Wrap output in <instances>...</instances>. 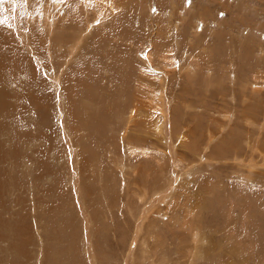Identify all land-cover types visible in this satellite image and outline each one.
<instances>
[{
  "label": "rangeland",
  "instance_id": "obj_1",
  "mask_svg": "<svg viewBox=\"0 0 264 264\" xmlns=\"http://www.w3.org/2000/svg\"><path fill=\"white\" fill-rule=\"evenodd\" d=\"M127 17L131 28L121 25L117 35L97 41V34L109 30L118 18ZM72 30L73 35L83 34L76 49L71 45ZM151 35L155 45L150 49L157 55L171 46L161 66L168 81L163 91H168L164 103L155 99L165 105V117L157 130L155 114L141 112L137 118H129L128 98H117L121 94L118 85L123 90L126 87L130 97L131 85L136 84L127 85L118 77L125 67L145 65L146 39ZM70 49L73 53L69 55ZM156 54L152 66L158 68L161 60ZM0 62L5 99L15 107L13 114L17 111L9 120L0 114V264H139V258L146 257L140 255L146 224L156 225L152 241L147 243L155 250L154 246H163L165 264H198L195 249L190 247L197 245V253L209 243L220 245L210 256L219 254L199 263H220L227 256L222 251L239 245L244 234L237 241L223 238L213 225L226 221L224 214L220 210L214 216L207 205L215 209L217 202H208L212 195H197L195 189L199 182L205 184L201 178L211 176L218 187L231 188L236 198L243 196L239 189L264 196V182L257 176L246 189L237 187L245 185L233 166L244 164L241 158L213 163L209 158L211 148L232 134L241 111L256 108L264 123V0H0ZM90 65L91 73L87 71ZM155 68L154 73L160 75ZM16 69L26 75L18 77L21 74ZM138 71L133 70L135 79ZM82 91L83 97L79 95ZM73 96L79 101L73 102ZM118 101H123L124 108ZM83 108L91 113L90 119L99 121L98 129L74 118ZM115 109L121 111L113 118ZM218 113H224L225 121L214 117ZM172 114L178 116L175 120L183 131L195 135L192 127L198 125L202 146L210 141L199 148L202 155L180 147L181 134L169 127ZM237 128L242 130L240 125ZM127 138L147 149L152 146L149 154L129 153ZM156 148L162 153H156ZM177 154L185 156L180 168L175 167ZM139 166L143 169L136 177L132 169ZM248 168H244L246 172ZM134 183L140 184L137 191L141 192ZM219 195L224 208L232 204L227 192ZM199 200H204L202 215L212 222L206 232H200L205 243L195 244L188 231L200 217ZM215 217L217 222H213ZM247 247L250 255L246 258L251 256L255 262L262 251ZM232 259L240 263L242 258Z\"/></svg>",
  "mask_w": 264,
  "mask_h": 264
},
{
  "label": "bare ground",
  "instance_id": "obj_2",
  "mask_svg": "<svg viewBox=\"0 0 264 264\" xmlns=\"http://www.w3.org/2000/svg\"><path fill=\"white\" fill-rule=\"evenodd\" d=\"M76 4L78 5V3L76 2ZM88 4V3H87ZM76 5V6H77ZM141 5V4H140ZM86 7V6H85ZM133 8V6H131ZM38 10V9H37ZM115 12V10L111 13L113 14ZM66 16V15H65ZM134 20V19H133ZM51 21V20H50ZM69 20H66V22H68ZM96 22V21H94ZM64 23V22H63ZM123 26V28H126V29H129L131 28V19L130 18H123V19H117V21L112 24L110 27H109V30H105L99 34H97V41L98 40H102V39H110L112 38V36L114 35H117V32L119 30V27L120 26ZM93 27V26H92ZM121 28V27H120ZM76 32V31H75ZM81 32V31H80ZM73 30H72V34L71 36L73 35ZM62 35V34H61ZM80 34L79 33H76L75 35H73L71 37V45L73 47V49H76V47L78 48V44L77 42H80V40L83 41L82 37H83V34ZM79 36V37H78ZM152 36V35H151ZM147 41V45H146V49H147V52L146 54L144 55V57L146 58L143 62L145 63V65L141 64L136 66V68H131L129 70H127V68L125 67V72H121V76H119L118 78L120 79V81H123L125 80V84H129L130 83H133L136 84V85H131V94L129 95L130 97H128V95L126 94L128 92V89H126V87H124L125 90H123L122 86L121 85H118V90H119V94L120 96L117 97V98H123L125 97L124 100H126L128 98V100H126L127 102L124 103L127 104L126 108L128 109V114L129 115V118H132V119H135L137 118L141 112H145L146 114H148L147 116H150L153 114H155V118H156V126L154 129L157 130V128H159L161 126V118H164L165 117V111L163 110L165 105L164 106H160L157 101L155 100L156 98L160 99L161 102L160 103H164L162 101V99L166 96V91H168V88L167 90L163 91V86L166 85L168 81H166L167 79V75L165 73V71L163 70V67H161L163 64H162V60L166 59V54L170 53L171 52V46H167V47H164L161 51V53H159L158 55L156 53H154V49H150L151 47H154L155 45V39H154V36L152 37H148L146 39ZM81 43V42H80ZM77 45L75 48L74 46ZM81 45V44H80ZM112 47V46H111ZM145 47V46H144ZM107 48L110 49V45L108 44L107 45ZM113 49V48H112ZM118 49V48H117ZM73 53L70 49L69 51V55ZM127 56H131L130 53L128 51L125 52ZM140 53H138L137 55H139ZM155 54L157 55L156 58H160L161 61H159L160 63L157 64V65H160V67L158 68H155L152 66V64L154 63V56ZM170 59V58H169ZM123 61V59H122ZM66 62V61H65ZM60 64H62V60H60ZM1 62H0V70H1ZM59 65V64H58ZM143 65V66H142ZM61 67V66H60ZM62 67L64 68V66L62 65ZM157 67V66H156ZM90 70H87L88 72L91 71V65L88 67ZM155 69H159V72H160V75H156L154 72H156ZM22 70V69H20ZM127 70V71H126ZM133 70L135 71H138L139 72V76L136 77V79L133 77ZM17 74H21L19 75L18 77H21V76H25L26 74L23 75V73L19 70H17ZM23 71V70H22ZM13 72V71H12ZM81 72L84 74L85 73V70L83 68H81ZM91 73V72H90ZM111 73V72H109ZM112 74V73H111ZM149 74H150V77L153 78V80L155 82H152L150 80V77H149ZM158 74V73H157ZM178 74V73H177ZM113 75V74H112ZM111 75V76H112ZM96 76V75H95ZM122 77V79L120 78ZM195 77V76H194ZM1 78V77H0ZM117 80V78H114ZM13 80H15L13 78ZM93 80V79H92ZM190 80V79H189ZM114 81V80H112ZM115 82V81H114ZM96 83V82H95ZM116 83V82H115ZM118 83V82H117ZM111 84V83H109ZM123 84V85H125ZM195 86L196 83H193ZM3 79L0 80V114L4 116V118L6 119H11V116L13 114V111L15 110V107L11 104H8V101H6L5 99V94H4V90H3ZM189 85H192V84H189ZM167 86V85H166ZM92 87V86H91ZM168 87V86H167ZM192 87V86H191ZM190 87V88H191ZM79 88V86H78ZM96 88V87H95ZM165 88V87H164ZM94 89V88H93ZM197 89V88H196ZM220 89V88H219ZM222 90V89H221ZM124 94H123V93ZM170 92V91H169ZM24 93H28L27 91L26 92H23ZM85 91H82L79 93V95L81 97H83ZM130 93V92H128ZM192 93V92H190ZM221 93V92H220ZM226 93V91L223 92V94ZM22 94V95H23ZM189 94V92H188ZM231 94V93H230ZM4 95V96H3ZM127 95V96H126ZM76 96V95H75ZM73 96V102L78 100L79 101V98L78 97H75ZM79 96V97H80ZM170 96V94H169ZM222 96V95H221ZM243 98H245L247 100V95L246 94H242ZM23 97V96H22ZM171 99H170V102L172 101V96H170ZM229 97H232V96H228L227 98L229 99ZM15 98V97H14ZM19 98V97H18ZM130 98V99H129ZM178 98V97H177ZM177 98L175 97V99L177 100ZM180 98V97H179ZM20 99V98H19ZM169 99V98H168ZM25 100V99H24ZM89 100V99H88ZM180 100V99H179ZM34 101V100H32ZM185 101V100H184ZM35 102V101H34ZM118 105H121L120 101H118ZM178 102V100H177ZM23 103V102H22ZM231 103V102H230ZM167 104V103H166ZM173 104V102H172ZM179 104V103H178ZM29 105V104H28ZM93 105V104H92ZM177 105V104H176ZM192 105V104H191ZM36 106V105H35ZM124 108V105L122 103V105L120 107ZM185 106V105H184ZM182 107V105H181ZM189 107V106H188ZM194 107V106H193ZM36 108V107H35ZM179 108V107H178ZM190 108V107H189ZM217 108V107H216ZM233 108V107H232ZM84 109V108H83ZM119 109V108H118ZM118 109H115V112L113 114V118L114 116L119 113L121 110H118ZM121 109V108H120ZM180 109V108H179ZM184 109V108H183ZM188 109V108H187ZM226 109V112H230V109L228 108H224L222 110H225ZM169 110V108H168ZM167 110V112H168ZM235 110V109H233ZM251 111H246V112H242L241 111V119L239 120L238 124L236 125V127L233 129L234 131L232 132V134L228 135V136H223L219 143L217 145L214 146V149L211 148V155L209 156L210 158V162L213 163V161H222V160H227L228 162L230 161H234V158H241V160L244 162V164H241V166H238L237 164H234V168L237 169V171L239 170L240 172H238V176L241 178V182L242 184H245V185H239L237 186L238 188L241 187L242 189H246L247 188V184H251L252 182H255L254 181V178L257 176L259 177V179L261 180V182H264V131H263V128L262 127V124H264L262 121V112H261V115L259 116L258 114V111L256 112V108L255 109H250ZM32 111V110H31ZM147 111H149L147 113ZM178 111V110H177ZM180 111V110H179ZM185 112H186V109H185ZM184 112V113H185ZM17 111L14 113L16 114ZM184 113H182L184 115ZM216 113V112H215ZM13 114V115H14ZM167 114V113H166ZM220 114V113H218ZM235 114V113H234ZM238 114V113H237ZM240 114V113H239ZM74 118L79 121H84L86 120L88 125L90 126V128L92 129H98L101 124L96 122L97 120L96 119H90L92 117L91 113L89 111H86L85 109L84 110H81V109H78L77 112H75L74 114ZM173 117L172 119L174 121L171 120V118L169 117V120H171L170 122V130L173 131L174 133L175 132H178L181 134V141H180V147L181 145L183 146L182 149L184 150H188V152L190 153L191 151L195 150L197 151V156H199V154L201 153L202 155V150L200 151L199 148L201 149L202 147L206 146L208 144V142H206V144L204 146H202V140H203V135L200 131V129L196 126V127H192V131L195 133L192 134L190 132H187V131H183V129L181 128V126L179 127V120H175L177 119V115H174L172 114ZM233 115V114H232ZM123 116V115H122ZM125 116V115H124ZM142 116V115H141ZM146 116V115H145ZM185 116V115H184ZM218 116V115H217ZM217 116H214L216 119H218L219 121L223 122L224 118H225V115L224 113L220 114L217 118ZM240 116V115H239ZM14 117H18V116H14ZM40 117V116H39ZM167 117V116H166ZM197 117V116H196ZM237 117V116H235ZM119 118V117H118ZM141 118V117H140ZM192 118V117H191ZM210 118V117H209ZM231 117H229L230 119ZM8 119V120H9ZM98 119V118H97ZM116 119V118H115ZM228 119V117H227ZM226 119V120H227ZM137 120V119H136ZM232 120V119H231ZM28 121V120H27ZM42 121V120H41ZM44 121H46V117H44ZM138 121V120H137ZM225 121V120H224ZM255 121V122H254ZM12 122V120L10 121ZM117 122V121H116ZM120 122V121H119ZM169 122V121H168ZM214 123H216V125L220 126L221 124L219 122H217L216 120H213ZM233 122V120H232ZM1 123V122H0ZM103 123V122H102ZM134 123V122H133ZM142 123V122H141ZM152 123V122H151ZM214 123H213V126H214ZM237 123V122H236ZM256 123V124H255ZM124 124V123H122ZM126 124V123H125ZM135 124V123H134ZM199 124V123H198ZM206 124V123H205ZM232 124V123H231ZM2 125V124H1ZM4 125V124H3ZM21 125V123H20ZM113 125V124H112ZM115 125V124H114ZM139 125V124H138ZM240 125L242 130L240 131L239 128H237V126ZM123 126V125H122ZM135 126V125H134ZM206 126V125H205ZM209 126V125H208ZM223 127V126H222ZM5 128V127H4ZM128 128V126H127ZM126 128V129H127ZM144 128V127H143ZM164 128V127H163ZM219 128V127H218ZM256 129V132H254V130L252 129ZM1 129V128H0ZM168 129V128H167ZM223 129V128H222ZM4 130V129H3ZM2 130V132H3ZM7 130V129H6ZM214 130V129H213ZM90 131V130H89ZM121 131V129H120ZM119 131V132H120ZM159 131V130H158ZM208 131V130H207ZM217 131V130H216ZM1 132V130H0ZM122 132V131H121ZM121 136L122 134L124 133H121ZM129 132V130L127 131ZM157 132V131H156ZM203 132V130H202ZM153 133V132H152ZM158 133V132H157ZM186 133V134H185ZM215 133V132H214ZM22 134V133H21ZM179 134V135H180ZM23 135V134H22ZM126 136L128 134H125ZM165 135V134H164ZM217 135V134H216ZM120 136V135H119ZM118 136V137H119ZM125 136V138H126ZM167 136V133L166 135ZM206 136V135H205ZM215 136V135H214ZM256 138H255V137ZM259 136L260 139H259ZM173 137V136H172ZM46 138V137H45ZM124 138V137H123ZM130 138V137H128ZM125 139L126 140H129V139ZM135 138V137H134ZM139 138V137H138ZM215 138V137H213ZM243 138H245V140H243ZM211 139V138H210ZM123 140V139H122ZM143 140V139H142ZM177 140V139H176ZM18 141V140H17ZM34 141V140H33ZM130 143H128V152H134V153H139L140 155H147L149 154V151L150 149H147L145 147H142V146H138L137 144L139 142H136V141H132L129 140ZM154 141V140H153ZM127 142V141H126ZM126 142H123L124 145ZM171 142V141H170ZM212 142V141H211ZM245 142V143H244ZM34 143V142H33ZM153 143V142H152ZM172 143V142H171ZM170 143V144H171ZM242 143V144H241ZM154 144V143H153ZM173 144H176L173 143ZM92 145V144H90ZM165 145H166V141H165ZM16 146V145H15ZM172 146V145H171ZM87 147V146H86ZM91 147V146H90ZM158 147V146H157ZM168 147V146H167ZM154 148V147H153ZM178 148V147H177ZM91 149V148H90ZM245 149H252V151L250 152H245L246 150ZM87 150V149H86ZM172 150V149H169V151ZM186 150V151H187ZM9 151V150H8ZM83 151V150H82ZM6 152V150H5ZM155 152V150H154ZM168 152V151H167ZM186 152V153H188ZM205 152V151H204ZM156 153L160 154L162 152H158V148H156ZM255 153L257 155H255ZM53 154V153H52ZM7 155V154H6ZM192 154H187V158H189ZM149 156V155H148ZM151 157H154L155 159L158 158V156H153V154L150 155ZM177 160H174L175 161V167H179L184 161H185V156L184 155H181V154H177ZM196 156V157H197ZM2 157V156H1ZM0 157V158H1ZM121 158V156H120ZM175 158V157H174ZM191 158V157H190ZM15 159V158H13ZM116 159V158H115ZM172 159V158H171ZM198 159V158H197ZM200 160V159H199ZM203 160V159H202ZM114 161V160H113ZM173 161V162H174ZM116 164L118 163L116 160H115ZM121 162V161H119ZM133 162V161H132ZM208 162V161H206ZM256 162V163H255ZM221 164V163H220ZM128 165V164H127ZM171 165V164H170ZM240 165V164H239ZM248 165V172L245 171V167ZM109 166V165H108ZM124 166V165H123ZM173 166V164H172ZM222 165H220L221 167ZM229 166V165H228ZM160 168H162V166H158ZM182 167V166H181ZM184 167V166H183ZM214 167V165H213ZM225 167V166H224ZM259 167L263 168L262 170L263 171H260ZM116 168V167H115ZM160 168H157L156 170L158 171V169ZM180 168V167H179ZM218 168V167H217ZM216 168V169H217ZM227 168V167H226ZM143 167L142 166H139V167H136V168H133L132 170L135 171L134 173H136V177L140 176L141 174V171H142ZM154 169V168H153ZM163 169V168H162ZM229 169V168H228ZM120 170V169H119ZM189 170V169H188ZM155 171V170H154ZM123 173V172H122ZM158 173V172H157ZM156 173V174H157ZM42 174V173H41ZM162 174V173H161ZM160 175V174H159ZM123 176V175H122ZM158 177V176H157ZM205 177V176H204ZM212 178V179H211ZM136 179V178H135ZM160 179V178H159ZM136 181V180H135ZM199 181H205V184L202 185V183H200ZM199 188L195 189V193L198 195V193H200V195L202 193L206 194L207 192L209 194L212 195V198L210 200H208V202H210L211 200H215L217 203V207L218 208H213L210 203H208V207H210L212 213L214 216H219V213L220 210L222 211V214H224L225 216V220H223L221 223H216L217 221V218L214 221H216L213 226L215 227H218L221 231H222V234H224V237L222 235L223 238H229L230 240H236V239H240V237H242V235L244 234V238L240 239V240H236L238 242L239 245H231L228 250L226 251H220L221 253H225L227 256H223V259L221 260L220 263L218 262H211V263H207V264H263L264 263V196H260V197H257L256 196V193H253L252 192H249L250 194H247L246 190L244 192H242L240 189L239 191L241 192V194L244 196H239V197H234L232 194H231V188H221V187H218L217 185H215V180L213 179V177L209 176L207 178H201L199 180ZM137 182V181H136ZM133 183V182H132ZM139 184V183H137ZM136 183H134V185H136V191L138 189V186L140 185H137ZM127 186V185H126ZM133 186V185H132ZM155 186V185H154ZM218 187V189H217ZM134 188V187H133ZM152 188H153V185H150V191H152ZM165 189V188H164ZM168 189V188H167ZM166 189V190H167ZM170 189V188H169ZM215 189L219 190V194L221 195H224V192H227V195L226 198L229 199L231 203H229V205L227 207H223L222 206V201H221V198H220V195L215 192ZM123 190V189H122ZM158 190V189H156ZM163 190V189H162ZM170 191V190H169ZM168 191V192H169ZM137 192H141V191H137ZM135 192V194L137 193ZM144 192V191H143ZM165 192V191H164ZM151 193V192H150ZM163 193V191H162ZM167 193V191H166ZM170 193V192H169ZM146 194V192L144 193ZM153 194V193H152ZM171 194V193H170ZM134 195V194H133ZM141 195V194H140ZM138 193H137V196L139 197V199H141L142 196H140ZM162 195V194H161ZM136 196V195H135ZM164 196V194H163ZM172 196V195H171ZM210 196V195H209ZM155 197V196H154ZM199 197H202V196H199ZM145 199V198H144ZM143 199V200H144ZM155 200V198H153ZM158 200V199H157ZM160 200V199H159ZM147 201V199H146ZM153 201V200H151ZM204 200L200 201L199 200V204L197 205L196 209L199 211H201V214H200V217L197 219V221L195 220L193 223H191L190 227H189V235L188 236H192V241H195V244H201V243H205V238H203V235L200 233V232H206L204 231V229H206V226L207 224L212 221L210 220H207L206 218H204V215H202L203 211L200 207L201 203L203 202ZM247 201V202H246ZM145 202V201H144ZM162 205V204H161ZM166 209V208H165ZM218 210V212H217ZM167 212V211H166ZM163 214V213H162ZM150 218V217H149ZM212 218V217H211ZM222 219V218H221ZM152 221V220H151ZM145 225V224H144ZM143 225V226H144ZM145 231L142 232L141 236L142 237V241H141V244H140V255L142 256L143 254H145V258H139V262L143 264V262H146L147 263L149 262V259L151 260L150 264H165L166 262V259L164 257L165 255V251L163 248V246L161 245H157V246H154L157 250L153 249L152 246L147 243L149 240L152 241V236L154 233H155V230L157 229L156 228V225L155 227H150V225L146 224L145 225ZM186 227V226H185ZM209 228L212 227L211 226H208ZM156 228L154 231L152 229ZM136 232V231H135ZM159 233V231H158ZM208 233H211V232H208ZM214 233V232H212ZM217 233H219V231H217ZM248 233V234H246ZM226 234V235H225ZM245 234L247 235V237H245ZM157 236V234H156ZM159 236V235H158ZM163 237V236H162ZM195 237H198V238H195ZM215 237V236H214ZM246 238V239H245ZM157 239V238H156ZM198 239V240H197ZM217 239V238H216ZM227 240V239H226ZM204 241V242H203ZM208 241V239L206 240V242ZM179 242H186V241H183V240H180ZM143 243V244H142ZM158 243V242H157ZM228 242H226L227 244ZM179 244H182V243H179ZM251 245L252 248H258L262 251L261 255H259L260 257L256 258V261L253 262L251 261V256L246 258V255H250L249 254V251H248V247L247 245ZM230 244H228L229 246ZM220 245L218 244V247ZM198 246L197 245H192L190 248H192V250H196ZM218 247H215L214 245H210V243L208 244L207 247H204L200 250L196 251L194 250V255L196 257V260L198 261V264L199 261H201L203 258H216L219 254L216 255L215 254V257H212L210 256V254L218 248ZM248 249H247V248ZM149 248V250H148ZM227 248V247H226ZM225 248V249H226ZM188 249V248H187ZM198 249V248H197ZM224 249V250H225ZM190 250V249H188ZM160 251V252H159ZM217 252V251H216ZM188 253H192L193 254V251H188ZM189 255V254H188ZM187 255V257H188ZM193 255V256H194ZM191 256V255H190ZM159 257H161V259H159ZM186 257V256H185ZM232 257L236 258L237 260H240V263L234 261L232 259ZM137 259V258H136ZM135 259V260H136ZM191 259H192V256H191ZM260 259V261H259ZM193 260V259H192ZM41 261V260H40ZM196 261V262H197ZM209 261V260H208ZM178 262V261H177ZM210 262V261H209ZM42 263V262H41ZM40 263V264H41ZM139 263V264H140ZM180 264V263H179ZM189 264V263H188Z\"/></svg>",
  "mask_w": 264,
  "mask_h": 264
},
{
  "label": "snow or ice",
  "instance_id": "obj_3",
  "mask_svg": "<svg viewBox=\"0 0 264 264\" xmlns=\"http://www.w3.org/2000/svg\"><path fill=\"white\" fill-rule=\"evenodd\" d=\"M53 2H55V0H53Z\"/></svg>",
  "mask_w": 264,
  "mask_h": 264
}]
</instances>
